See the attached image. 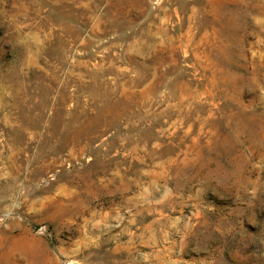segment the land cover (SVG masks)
Listing matches in <instances>:
<instances>
[{
  "label": "rangeland",
  "instance_id": "rangeland-1",
  "mask_svg": "<svg viewBox=\"0 0 264 264\" xmlns=\"http://www.w3.org/2000/svg\"><path fill=\"white\" fill-rule=\"evenodd\" d=\"M0 264H264V0H0Z\"/></svg>",
  "mask_w": 264,
  "mask_h": 264
}]
</instances>
